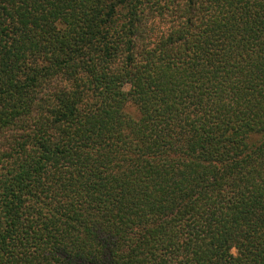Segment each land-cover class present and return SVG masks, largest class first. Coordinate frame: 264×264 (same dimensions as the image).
I'll use <instances>...</instances> for the list:
<instances>
[{"label":"trees","instance_id":"16d2710c","mask_svg":"<svg viewBox=\"0 0 264 264\" xmlns=\"http://www.w3.org/2000/svg\"><path fill=\"white\" fill-rule=\"evenodd\" d=\"M0 264H264V0H0Z\"/></svg>","mask_w":264,"mask_h":264},{"label":"rangeland","instance_id":"374dc122","mask_svg":"<svg viewBox=\"0 0 264 264\" xmlns=\"http://www.w3.org/2000/svg\"><path fill=\"white\" fill-rule=\"evenodd\" d=\"M12 135V132L9 130L7 133H6V136H11Z\"/></svg>","mask_w":264,"mask_h":264},{"label":"clouds","instance_id":"9594fccd","mask_svg":"<svg viewBox=\"0 0 264 264\" xmlns=\"http://www.w3.org/2000/svg\"><path fill=\"white\" fill-rule=\"evenodd\" d=\"M236 251L237 250L235 248L232 249L233 254H236Z\"/></svg>","mask_w":264,"mask_h":264}]
</instances>
